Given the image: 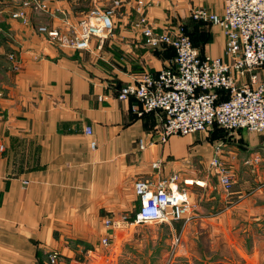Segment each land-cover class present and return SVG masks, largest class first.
Returning a JSON list of instances; mask_svg holds the SVG:
<instances>
[{
	"label": "crops",
	"instance_id": "0c3cea01",
	"mask_svg": "<svg viewBox=\"0 0 264 264\" xmlns=\"http://www.w3.org/2000/svg\"><path fill=\"white\" fill-rule=\"evenodd\" d=\"M119 1L112 33L102 41L93 37L84 50L52 40L38 28L73 36L93 0H48V10L28 11L26 22L12 18L17 6L0 15V143L5 145L0 264H52V252L69 264H100L105 261L102 238L107 236L114 248L130 232V225L107 227L105 222L134 218L136 180L155 183L178 173L191 197V186L205 190V179L193 178L198 161L209 164L214 154L200 140L204 132L172 135L161 143L164 114L139 117L132 111L134 98L117 97L121 86L145 72L156 75L175 57L171 47L145 43L134 25L139 0ZM142 1L140 9L156 30L183 28L203 55L228 60L223 30L191 17L198 8L221 14L225 0ZM113 2L99 4L105 8ZM258 72L264 78V68ZM88 127L92 134L86 133ZM241 131L250 140L245 148L264 152V135ZM142 137L156 143L140 150ZM184 179L193 184L184 185Z\"/></svg>",
	"mask_w": 264,
	"mask_h": 264
},
{
	"label": "built area",
	"instance_id": "2783aa9c",
	"mask_svg": "<svg viewBox=\"0 0 264 264\" xmlns=\"http://www.w3.org/2000/svg\"><path fill=\"white\" fill-rule=\"evenodd\" d=\"M93 2L92 10L80 21L73 36L47 26H40L38 31L76 49H88L93 37L102 41L112 33L113 18L120 5L119 0H114L112 6L102 8L100 0ZM138 4L140 8L144 6L142 0ZM140 8L134 25L144 35L148 46L173 48V65L156 75L143 73L134 82L121 86L117 97L123 101L134 98L132 111L139 117L153 111L164 114L159 142L166 143L172 135H189L214 126L264 135V78L258 72L264 68V0H225L221 14L207 8L192 11V19L218 25L223 30L227 61L203 55L183 28L156 30ZM47 10L48 4L43 0H20L11 16L26 22L28 11ZM86 133L92 134V128H86ZM155 143L142 137L138 148L145 150ZM4 150L5 145L0 143V154ZM220 152V148L214 150L210 165L218 168L221 185L229 190L233 176L220 160ZM153 167L159 168V163L154 162ZM179 181L178 173L155 183L136 180L134 190L139 203L131 223H164L190 218L194 205L188 189ZM183 183L193 184L189 179H184ZM121 224H129L128 218L105 222L107 227ZM101 243L108 246L110 240L106 236ZM49 260L52 264H69L62 262L57 252L50 253Z\"/></svg>",
	"mask_w": 264,
	"mask_h": 264
},
{
	"label": "rangeland",
	"instance_id": "374dc122",
	"mask_svg": "<svg viewBox=\"0 0 264 264\" xmlns=\"http://www.w3.org/2000/svg\"><path fill=\"white\" fill-rule=\"evenodd\" d=\"M19 4L0 0V15ZM203 132L206 148L221 149L220 160L233 176L231 188L222 187L218 168L207 159L198 161L193 178L206 184L205 190L190 188L195 191L191 217L142 224L128 218L130 232L114 248L112 242L102 244L105 261L100 264H264V152L245 148L250 140L241 130L214 126Z\"/></svg>",
	"mask_w": 264,
	"mask_h": 264
},
{
	"label": "trees",
	"instance_id": "16d2710c",
	"mask_svg": "<svg viewBox=\"0 0 264 264\" xmlns=\"http://www.w3.org/2000/svg\"><path fill=\"white\" fill-rule=\"evenodd\" d=\"M191 38H192V41H193V43H194V45L196 46V45H198L197 44V42L195 41V39H194V36L193 35H191ZM219 127V126H218Z\"/></svg>",
	"mask_w": 264,
	"mask_h": 264
},
{
	"label": "water",
	"instance_id": "95a60500",
	"mask_svg": "<svg viewBox=\"0 0 264 264\" xmlns=\"http://www.w3.org/2000/svg\"><path fill=\"white\" fill-rule=\"evenodd\" d=\"M262 148H264V145L262 146Z\"/></svg>",
	"mask_w": 264,
	"mask_h": 264
},
{
	"label": "bare ground",
	"instance_id": "6f19581e",
	"mask_svg": "<svg viewBox=\"0 0 264 264\" xmlns=\"http://www.w3.org/2000/svg\"><path fill=\"white\" fill-rule=\"evenodd\" d=\"M197 183V182H196ZM198 184V183H197Z\"/></svg>",
	"mask_w": 264,
	"mask_h": 264
}]
</instances>
